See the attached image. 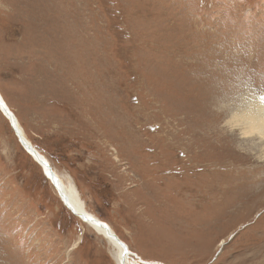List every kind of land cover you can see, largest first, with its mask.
I'll return each mask as SVG.
<instances>
[{
	"label": "rangeland",
	"instance_id": "obj_1",
	"mask_svg": "<svg viewBox=\"0 0 264 264\" xmlns=\"http://www.w3.org/2000/svg\"><path fill=\"white\" fill-rule=\"evenodd\" d=\"M0 93L140 257L264 264V0H0ZM5 115L0 264H116Z\"/></svg>",
	"mask_w": 264,
	"mask_h": 264
},
{
	"label": "bare ground",
	"instance_id": "obj_2",
	"mask_svg": "<svg viewBox=\"0 0 264 264\" xmlns=\"http://www.w3.org/2000/svg\"><path fill=\"white\" fill-rule=\"evenodd\" d=\"M0 102H1L0 103L1 109H2V105H3V109L5 108L6 112H7V110H8V112H10V109H9L7 103L5 102L1 93H0ZM249 106H250V104H249ZM3 109H2V111H3ZM10 114L8 113L5 116L9 119L10 124H11L12 128L14 129V131L16 129V131H18L20 133L21 142L23 144L25 143L26 145H24V147H27V149L29 150V152H28V150H26V151L29 153L30 156H31L30 153H32L33 159H35V162L41 168H43V166H44L43 174L45 171L47 174H49V175L51 174V178H54L55 184L57 185V187H59L58 190L60 192V196H59L58 192L57 191L56 192H57V196H58V199L60 200V202H61V197H63L64 203H65L64 206L73 215L77 216L82 222H84L85 224H88L98 234L103 236V238L113 247V249H114L113 258H114V261L116 262V264H130L129 260H131V261L136 260L139 263H140V261H142V262H144V264H159V263H156L153 261L146 260L143 257H140L139 255H137L135 252L131 251L129 246L127 245V243L124 242L123 240L121 241V239L115 234L114 230L110 227L109 224H107L103 220L101 221L96 216L90 214L86 210L85 206L82 205V201L80 200L78 191L73 186V183L71 182L70 177L67 176L66 174H64L63 176H60L57 174L56 171L53 170V168H51L48 160L44 156H42L38 152L37 149H35L33 147L32 143L28 140L25 133L22 132L20 126L18 125L19 123L17 121V118L16 117H15V119H14V117L12 118V116ZM241 114L242 115L237 116V117H239V119L241 120L240 122L243 125H245V126L247 125V130L244 128V134H247V135L251 134L252 135V134H256V132H258L259 134H261L264 137V104L263 105L255 104V107H251V109H249V108L245 109L243 111V113H241ZM15 120H16V122H15ZM17 135L19 137L18 133H17ZM45 162L47 163L48 166H45ZM52 186H53V184H52ZM61 204H63V203L61 202ZM81 218H83V219H81ZM95 223L105 224L107 226V230L97 226V224H95ZM106 233H108V235H110V236L111 235L114 236L116 239L112 240L111 237H109ZM120 242L124 243L123 244L124 247L120 246V245H122ZM224 243H226L225 240L221 239V241L218 244H219V246H221Z\"/></svg>",
	"mask_w": 264,
	"mask_h": 264
},
{
	"label": "water",
	"instance_id": "obj_3",
	"mask_svg": "<svg viewBox=\"0 0 264 264\" xmlns=\"http://www.w3.org/2000/svg\"><path fill=\"white\" fill-rule=\"evenodd\" d=\"M0 103H1V102H0ZM0 109H1V105H0ZM2 109H3V105H2ZM2 109H1V111H2ZM6 109H7V108H6ZM3 111H4V112H3ZM3 111H2L3 113L6 112L5 108L3 109ZM6 113H7V114H8V113L10 114L11 112H8V110H7ZM6 113H5V114H6ZM7 114H6V115H7ZM11 114H12V113H11ZM11 114H10V115H11ZM12 121H13V120H12ZM21 143H22V142H21ZM22 145L24 146V145H26V144H25V143H24V144L22 143ZM25 148H26V150H28L27 147H25ZM28 151H29V150H28ZM30 154H31V156L33 157L32 153H30ZM45 166H48L46 162H45ZM43 168H44V166H43ZM45 169H46V168H45ZM44 175H46V178L49 179V180L51 181V183L53 184V187H55L56 191L58 192V194H59V196H60V192H59V190H58L59 187H57V185L55 184V180H54V178H51V174L49 175V174H47V173L44 171ZM61 202L63 203L62 205H65V203H64V198H63V197H61ZM81 219H83V218H81ZM95 224H97V226H99V227L104 228V229L107 230V226H106L105 224H100V223H95ZM106 234L108 235V233H106ZM108 236L111 237L112 240H115V239H116V238H115L114 236H112V235H111V236L108 235ZM120 243H121V242H120ZM121 244H122V245H120V246L122 247L124 243H121ZM123 247H124V246H123Z\"/></svg>",
	"mask_w": 264,
	"mask_h": 264
}]
</instances>
